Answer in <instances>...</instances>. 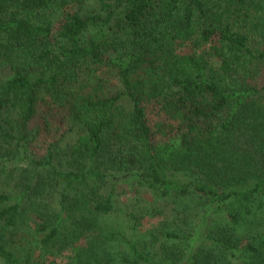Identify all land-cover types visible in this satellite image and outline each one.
Wrapping results in <instances>:
<instances>
[{"label": "trees", "instance_id": "16d2710c", "mask_svg": "<svg viewBox=\"0 0 264 264\" xmlns=\"http://www.w3.org/2000/svg\"><path fill=\"white\" fill-rule=\"evenodd\" d=\"M89 2L0 0V264H264V0ZM115 17L127 39L91 36ZM46 101L77 146L37 159ZM149 102L176 124L159 149ZM122 177L178 211L128 249Z\"/></svg>", "mask_w": 264, "mask_h": 264}, {"label": "rangeland", "instance_id": "374dc122", "mask_svg": "<svg viewBox=\"0 0 264 264\" xmlns=\"http://www.w3.org/2000/svg\"><path fill=\"white\" fill-rule=\"evenodd\" d=\"M86 4L84 12L90 14L97 9L94 5L95 0ZM212 1V0H211ZM212 3V2H210ZM106 17V12H101ZM120 25V18L115 17L107 25L91 29V36L102 42H111L115 39H127L130 31L126 28H117ZM261 86H264V71L258 78ZM147 120L156 133L155 144L157 149L174 143L176 135V124L170 120L164 110L156 103L149 102L143 104ZM68 114L50 102H42L36 118L31 123V141L29 149L31 154L37 159L46 156L50 145H56L60 149L75 148L78 136L71 133ZM123 178V177H122ZM120 178L118 183V213L114 220L113 231H110V242L119 249H128L130 244L145 242L149 240V235L159 231L161 225L169 224L172 226L175 209L166 210L162 203L158 201L156 195L147 190H136L133 180L130 178ZM164 211L165 215L158 213ZM132 216H129V215ZM39 219L35 215L31 217V227H38ZM59 264L60 258L56 259ZM48 264V263H47ZM159 264H173L160 262ZM185 264V263H181Z\"/></svg>", "mask_w": 264, "mask_h": 264}]
</instances>
